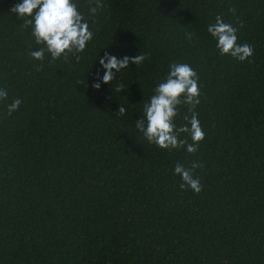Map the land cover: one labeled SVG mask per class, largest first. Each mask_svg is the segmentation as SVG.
I'll list each match as a JSON object with an SVG mask.
<instances>
[{
	"label": "trees",
	"instance_id": "trees-1",
	"mask_svg": "<svg viewBox=\"0 0 264 264\" xmlns=\"http://www.w3.org/2000/svg\"><path fill=\"white\" fill-rule=\"evenodd\" d=\"M21 2L0 0V264H264V0H101L79 61L53 62L30 57L39 46L10 11ZM73 2L87 17L88 0ZM217 15L252 57L220 55ZM105 52L147 58L97 90ZM170 63L199 77L194 154L135 128ZM191 162L199 194L174 175Z\"/></svg>",
	"mask_w": 264,
	"mask_h": 264
},
{
	"label": "clouds",
	"instance_id": "clouds-1",
	"mask_svg": "<svg viewBox=\"0 0 264 264\" xmlns=\"http://www.w3.org/2000/svg\"><path fill=\"white\" fill-rule=\"evenodd\" d=\"M88 5L87 17L78 11L73 0H22L10 11L23 20L22 28H31L34 42L39 46V50L30 52L32 59L43 61L47 53L52 58L50 62L61 57L67 61L69 56H75L79 61L78 53H82L86 44L93 38L89 20L95 23L96 14L103 7L101 0H88ZM229 11L234 14L235 8H230ZM240 27H243L242 23ZM207 31L217 41L216 47L220 55H230L241 62L254 55V48L250 44L237 43L238 28L225 22L221 15L215 17V23L209 24ZM186 35L191 40L192 34ZM146 58L147 54L140 53L134 57L126 55L118 59L105 52L103 57H99L104 74L102 77L97 74V82L92 87L98 90L101 82L109 84L115 79V74L128 68L130 63L138 66ZM39 70L37 66V71ZM198 79V74L188 64L170 63L169 72L155 87L150 101L144 103L143 115L135 123V128L150 144L169 151L186 147L189 154L198 151L199 142L205 137L195 112L196 106L200 103ZM124 88L123 83L115 84L116 93ZM7 97V90L0 88V101L6 100ZM21 103L22 101L17 98L8 104L7 115L11 116L17 111ZM181 105L187 107V114L183 115L185 123L177 127L174 121ZM116 112L123 116L126 108L120 106ZM181 134L187 135L180 138ZM202 167L203 164L200 162H191L188 167L181 163L175 165L174 175L181 178L179 185L181 191L191 189L196 194L202 191L200 179L194 176V171Z\"/></svg>",
	"mask_w": 264,
	"mask_h": 264
}]
</instances>
